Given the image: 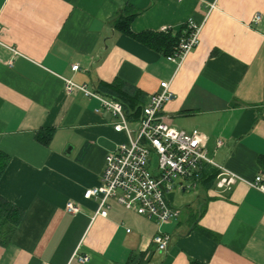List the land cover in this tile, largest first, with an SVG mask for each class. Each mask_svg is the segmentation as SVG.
<instances>
[{
  "label": "crops",
  "instance_id": "crops-1",
  "mask_svg": "<svg viewBox=\"0 0 264 264\" xmlns=\"http://www.w3.org/2000/svg\"><path fill=\"white\" fill-rule=\"evenodd\" d=\"M125 10L136 13L133 33L180 36L192 20L199 42L172 62L114 28ZM0 24V41L17 51L0 45V151L10 157L0 197L22 211L0 264H264V193L247 184L264 181V0H0ZM65 80L90 91L118 80L144 104L169 81L164 119L206 136L212 163L200 166L215 179L179 181L168 195L178 216L160 225L113 199L101 216L83 192L127 136L96 97L67 92ZM43 131L46 143L36 137ZM228 173L238 179L218 187ZM158 231L171 236L164 251L152 242Z\"/></svg>",
  "mask_w": 264,
  "mask_h": 264
},
{
  "label": "built area",
  "instance_id": "built-area-1",
  "mask_svg": "<svg viewBox=\"0 0 264 264\" xmlns=\"http://www.w3.org/2000/svg\"><path fill=\"white\" fill-rule=\"evenodd\" d=\"M259 18V14H256L253 21L257 22ZM200 29L199 24L189 20L173 52L166 56L167 59L172 62L182 61L198 44ZM0 45L17 54L15 48L1 41ZM71 68L76 71L78 65L74 64ZM73 88L87 96L96 97L101 106L115 116L117 122L113 125L114 131L124 132L127 136L126 141L105 155L99 184L85 189L83 197L98 202V213L101 216L107 214L108 201L113 199L159 225L177 217L178 212L170 205L168 195L178 186L179 181L194 185L199 177L200 164L212 161L207 155V138L203 133L196 128L190 131L179 129L165 121L163 107L175 95L170 82L160 81L158 90L149 95L134 130L130 128L120 102L87 90L84 85L65 80V90L70 92ZM236 179L238 177L235 174L228 173L221 176L216 185L229 189ZM247 184L264 193L261 174ZM66 209L72 213L78 211L72 202L66 204ZM170 241V234L160 231L152 237V242L161 251L166 250ZM76 258L79 262L88 259L86 255H77Z\"/></svg>",
  "mask_w": 264,
  "mask_h": 264
},
{
  "label": "trees",
  "instance_id": "trees-1",
  "mask_svg": "<svg viewBox=\"0 0 264 264\" xmlns=\"http://www.w3.org/2000/svg\"><path fill=\"white\" fill-rule=\"evenodd\" d=\"M135 15V12L125 10V12L114 21V28L118 32L129 35L144 45L159 51L166 56L170 55L173 52V48L178 43L180 36H170L169 34L152 31L137 34L133 33L130 29V23ZM121 85H123V82L118 80L113 83L97 81L94 91L104 97L120 102L127 119L134 120L139 118L142 108L146 103H138L140 98L138 97L136 90H129V92L120 91L119 86ZM46 131L39 132V134L36 135L37 139L42 143H46L50 138L51 132ZM9 160V155L0 151V178L5 171ZM198 175V178H200L201 181L204 180V182H207L208 179H215L217 170L208 168L207 165H201L198 170ZM21 217L22 211L19 208L0 197V244H6L11 240ZM191 264H197V262H191Z\"/></svg>",
  "mask_w": 264,
  "mask_h": 264
},
{
  "label": "rangeland",
  "instance_id": "rangeland-1",
  "mask_svg": "<svg viewBox=\"0 0 264 264\" xmlns=\"http://www.w3.org/2000/svg\"><path fill=\"white\" fill-rule=\"evenodd\" d=\"M154 161H155V158L153 159V163H152L153 166H152V167H154ZM180 194H183V193H181V191H179V190H175V191L173 192L172 195H173V199H174L173 201H174V203H175L174 205H176L178 208H181V209H182L184 205L181 203V200H179V195H180ZM185 195H186V196H187V195H188V196H193V198H194V196H195V195H194V190H190V189H189V190L186 192ZM186 199H187V198L185 197V198H184V201H185Z\"/></svg>",
  "mask_w": 264,
  "mask_h": 264
}]
</instances>
